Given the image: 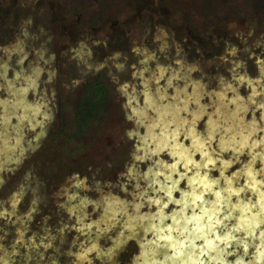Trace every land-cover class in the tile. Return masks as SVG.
<instances>
[{
  "label": "rangeland",
  "instance_id": "374dc122",
  "mask_svg": "<svg viewBox=\"0 0 264 264\" xmlns=\"http://www.w3.org/2000/svg\"><path fill=\"white\" fill-rule=\"evenodd\" d=\"M105 1L0 0V264H197L185 223L206 204L233 222L203 264H264V20L245 0ZM93 80L109 115L75 135Z\"/></svg>",
  "mask_w": 264,
  "mask_h": 264
},
{
  "label": "flooded vegetation",
  "instance_id": "af4514ba",
  "mask_svg": "<svg viewBox=\"0 0 264 264\" xmlns=\"http://www.w3.org/2000/svg\"><path fill=\"white\" fill-rule=\"evenodd\" d=\"M228 87V86H227ZM223 88H225V87H222V89ZM228 89H230L229 87L227 88V89H224L225 90V93H227V91H229ZM210 93H212V92H210ZM229 94V93H228ZM226 95L227 94H224V96L226 97ZM207 107V106H206ZM215 112H217V111H215ZM184 122H185V120H184ZM187 123H188V120L186 121ZM220 124H225V123H220ZM238 122L235 120L234 122H229V123H227V124H225V126L228 128V131H232V132H236V130H239V128H238ZM236 135V134H235ZM213 138V137H212ZM239 140V137L238 138H235V140ZM210 145V143L207 145V146H209ZM208 149H209V147H208ZM238 150H243V148H237ZM205 155H208V154H205ZM214 156H216L215 154H213ZM246 155H243V158L244 159H246ZM243 159V160H244ZM238 164H240V162H238ZM261 172L260 173H256L255 175L258 177V178H261V179H263L264 180V174L262 175V170H260ZM263 173H264V170H263ZM240 176H242V174L240 175L239 174V171L238 170H236V175H232L231 176V178H233L235 181H237V180H239L240 179ZM158 177H160V176H158ZM251 177V176H250ZM242 178H244V177H242ZM160 179H161V177H160ZM250 180V179H249ZM245 182H246V180H245ZM246 190H251L252 189V187H250L249 185H246L245 187H244ZM220 196H221V198H225V196H229V195H225L224 196V193H220ZM237 197V195H235V194H233V195H231V197ZM252 196H254V195H252ZM200 197H202V196H200ZM195 200V202L192 204L191 203V205L189 206V207H191V208H194V210H196L195 208H197L196 207V205H197V203H198V205H199V202L198 201H196V199H194ZM217 202H222V200L220 201L219 199L217 200ZM207 203V202H206ZM207 206H208V204H206L205 205V209H204V212H200V214H201V216L200 217H202V220H201V225L202 226H204L201 230H203V231H206V232H208V236L206 237V235H203V233H201V232H197L196 231V229L197 228H201V226H200V224H199V222H197L196 220H194V219H190V220H192V223H189V220H188V222L187 223H185V224H188V229H189V231H187V238H186V242H183L182 243V245L183 244H189L191 241H192V234L194 233V232H196V234H199L200 235V237H202V239H200V240H197L196 242H198L200 245L198 246V248H197V250H195L196 252H197V254H198V260H201L202 262H203V260H202V258H205L206 260H207V258L210 256V254L215 250V249H218L219 247H224L225 246V244H228V243H230V242H223V239H224V237H223V234H222V231L221 230H223V229H225L224 227H227L230 223H232L233 222V220H232V217L231 216H229V217H227V216H224L223 215V212H221L222 213V215L220 214L219 216L217 215V217H215V218H213V217H211V219H209V217H207V216H205V213H207V215L209 214V212L207 211ZM217 206L219 207V203H217ZM222 216H224L225 217V219H223L222 218ZM213 219V220H212ZM222 220V223H219V224H217L216 222L217 221H221ZM229 220L231 221V222H229ZM213 221V222H212ZM244 221V220H243ZM249 221V220H248ZM248 221H246V222H248ZM197 222V223H196ZM245 222V221H244ZM245 222V223H246ZM213 224H215L216 226L214 227V228H211V225H213ZM195 226L196 228H193L192 226ZM248 225L247 224H242V225H240V226H236V227H232V229L230 228V231L231 232H233L234 234H238V233H240V234H245L246 233V231L248 230V227H247ZM207 227L209 228V229H207ZM230 227V226H229ZM210 228H211V230H210ZM190 232H193V233H191L190 234ZM195 234V233H194ZM226 236H228V235H226ZM190 239H191V241H190ZM246 240H247V238H245ZM213 241V243H212V245L211 246H209L208 245V241ZM243 250H244V248L246 249V247H249V244L248 243H243ZM185 248H187V247H185ZM182 249V251H183V247L181 248ZM201 249L204 251V252H206L207 253V255H199V253H200V251H201ZM210 259V258H209ZM211 260V259H210ZM216 262V261H215ZM212 263H214V260H212ZM231 263V262H230ZM230 263H227V264H230ZM188 264V263H187ZM189 264H196V262H195V260L193 259V260H191V262L189 263ZM224 264H226V263H224Z\"/></svg>",
  "mask_w": 264,
  "mask_h": 264
},
{
  "label": "trees",
  "instance_id": "16d2710c",
  "mask_svg": "<svg viewBox=\"0 0 264 264\" xmlns=\"http://www.w3.org/2000/svg\"><path fill=\"white\" fill-rule=\"evenodd\" d=\"M98 1L100 7L106 6L105 0ZM245 4L255 18L264 20V0H245ZM101 13L103 14V12ZM76 105L74 113L75 135H81L84 132H89L91 127L102 121L107 114L109 115L111 102L105 83L102 80L91 81L83 90Z\"/></svg>",
  "mask_w": 264,
  "mask_h": 264
},
{
  "label": "snow or ice",
  "instance_id": "6c2138e0",
  "mask_svg": "<svg viewBox=\"0 0 264 264\" xmlns=\"http://www.w3.org/2000/svg\"><path fill=\"white\" fill-rule=\"evenodd\" d=\"M188 163L191 164L192 161L189 160ZM173 167H175V166L173 165ZM205 187H207V185H205ZM242 190H243V189H241V191H242ZM229 191H231V189H229ZM169 195H170V193H169ZM215 195H216L217 197H219V196H220V193L217 192V193H215ZM196 199L199 200V199H201V197H200V196H197ZM261 199H262V208H264V194H262ZM194 202H195V201H193V203H194ZM205 216H207V213H205ZM193 219L196 220V221H200V220H202V217H194ZM209 219H211V217H209ZM189 223H192V220H189ZM216 223L219 224V223H222V222H221V221H217ZM215 226H216V225L213 224V225H211V228H214ZM211 228H210V230H211ZM186 231H187V229H185V232H186ZM196 231H197V232H200L201 229H200V228H197ZM230 235H231V234L229 233L228 236L225 237V239H227L228 237H230ZM200 239H202V237H200V236H195V237L193 238V240L190 242V244L188 245V247L191 249V256H197V264H203L202 261H199V260H198V254H197L196 251H195L196 241H197V240H200ZM207 243H208L209 246H211L212 243H213V241L210 240V241H208ZM199 255H207V253L204 252V251L201 249Z\"/></svg>",
  "mask_w": 264,
  "mask_h": 264
},
{
  "label": "bare ground",
  "instance_id": "6f19581e",
  "mask_svg": "<svg viewBox=\"0 0 264 264\" xmlns=\"http://www.w3.org/2000/svg\"><path fill=\"white\" fill-rule=\"evenodd\" d=\"M7 147H8V145H7ZM9 158V157H8ZM155 261V260H154ZM81 264H82V260H81Z\"/></svg>",
  "mask_w": 264,
  "mask_h": 264
}]
</instances>
